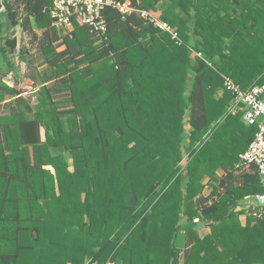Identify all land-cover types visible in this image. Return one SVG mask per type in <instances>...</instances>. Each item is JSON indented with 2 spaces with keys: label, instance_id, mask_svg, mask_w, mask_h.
<instances>
[{
  "label": "trees",
  "instance_id": "1",
  "mask_svg": "<svg viewBox=\"0 0 264 264\" xmlns=\"http://www.w3.org/2000/svg\"><path fill=\"white\" fill-rule=\"evenodd\" d=\"M11 1L0 36L4 17L19 25ZM16 1L24 29L42 32L49 71L37 103L23 99L17 38L0 37V70L15 77L0 83L14 98L0 113V264H180V232L183 264H264V207L247 203L264 186L239 165L257 127L229 113L224 88V75L243 89L264 84V0L140 1L172 31L109 8L99 44L81 23L59 34L50 0ZM197 218L201 232L181 229Z\"/></svg>",
  "mask_w": 264,
  "mask_h": 264
},
{
  "label": "built area",
  "instance_id": "2",
  "mask_svg": "<svg viewBox=\"0 0 264 264\" xmlns=\"http://www.w3.org/2000/svg\"><path fill=\"white\" fill-rule=\"evenodd\" d=\"M5 0H1L2 8L5 9ZM141 0H50V15L53 25L59 30L67 31L71 34L76 23H81L90 28L91 32L102 40L107 38L108 18L106 11L113 8L118 11L123 18L132 14H137L146 22L153 23L165 31H172L171 26L163 20L158 13L147 10L140 5ZM177 36V33H174ZM201 55V53H198ZM224 88L232 94L229 106V113H242V118L248 125L257 127L254 139L248 148L241 153L239 165L243 167L254 166L259 174L264 186V84H256L247 89H243L240 84L229 76L224 75ZM263 195L257 196L256 200L247 197V203L258 204ZM194 221H199L195 219ZM115 262V261H114ZM108 261L106 264H114ZM85 264H96L86 261Z\"/></svg>",
  "mask_w": 264,
  "mask_h": 264
},
{
  "label": "rangeland",
  "instance_id": "3",
  "mask_svg": "<svg viewBox=\"0 0 264 264\" xmlns=\"http://www.w3.org/2000/svg\"><path fill=\"white\" fill-rule=\"evenodd\" d=\"M16 2H17L16 0L11 1V3L14 4V9L17 10L19 25L10 28V20L7 19L6 17H4L3 18V24H2L3 25V31L1 33V36L3 38H5L6 36L7 37L8 36L9 37L16 36V38H17L16 52L14 53V55L10 56V58L12 59V61L15 62V64H19L18 70L20 71V73H22V75H25V76L27 75L32 80V83H28L27 82L28 81L27 76L25 77L26 79L21 77L22 80H20V81L18 80V82L26 81V83H23V82L18 83V84H20V85H18V88L23 89V87L29 86L30 91L23 93L22 97H23V99L28 100L32 104H35V103H37V99L35 98V95L37 92H34V91L38 90L42 86L43 83L41 81V76L45 75V73H47L49 71V68H48V64L44 62L45 59H44V56L42 54V49H41L40 38L42 36L41 35L42 32L38 31L37 32L38 35H35L31 31L24 29L25 24H23V23H24L26 15H27V12L24 10L23 4H20L19 8H17L18 2L17 3ZM154 12L158 13L159 16L161 17V15H160L161 10L154 11ZM188 20H189L188 24H189L190 33H191L190 35L192 36L193 39H197L198 36L196 35V33H194V17L190 16V17H188ZM57 31L61 35L67 34V31L59 30V28H57ZM96 38H97L96 43L99 44L102 41V39L100 37L98 38V36ZM228 41H229V39L227 40V42ZM0 47H1V40H0ZM58 47H59L58 48L59 50L64 48V46H58ZM4 64H6V61L3 59L2 56H0V65H4ZM2 76H3V73L0 72V83H6L9 86L14 85L13 81L15 80V77L12 78L13 75L10 78H8V77L5 78L4 81H7V82H2ZM189 83L192 84L191 78L189 80ZM0 93L3 94V100H1V94H0V113L1 114L8 113L10 111V107L12 105V102L14 101V98L11 97V94L9 91H7L3 88H0ZM68 93H69L68 90L60 91L59 94L57 95L58 100L61 102V104H60L61 106L70 105V103L65 102L66 98L68 96ZM218 94H222L221 90L218 92ZM5 100H8V102ZM185 121H186V125H187V130H186L187 133L185 135V143H187L189 141L188 140L189 123H188L187 119H185ZM42 137H43V139H45L44 129H42ZM66 154H67V157L69 158L70 166L72 168L73 162H72L71 155L69 154V152H66ZM185 154H186L185 155V160H186V159H188V151L187 150L185 151ZM185 160H184V162H182L183 167H186ZM223 174H224V171H222L220 175H223ZM207 180H208V178H204L203 182L206 183ZM206 185H207V183H206ZM204 191H205V193H208L210 191V188H208V186H205ZM242 220H245V217H242ZM183 221H186V218H184L182 220V222ZM178 239H179L178 245L183 247V245L185 244V240H186L185 233L180 232Z\"/></svg>",
  "mask_w": 264,
  "mask_h": 264
},
{
  "label": "water",
  "instance_id": "4",
  "mask_svg": "<svg viewBox=\"0 0 264 264\" xmlns=\"http://www.w3.org/2000/svg\"><path fill=\"white\" fill-rule=\"evenodd\" d=\"M2 8V3L0 0V9ZM127 202L130 205H135L137 203V197L134 193H130L127 197ZM259 205L264 207V198H261L259 200ZM205 226V222L203 220H199V221H191L189 223L184 224L181 229L186 230V229H193L195 231H199L202 227ZM114 264H123L122 260L120 258H118Z\"/></svg>",
  "mask_w": 264,
  "mask_h": 264
},
{
  "label": "crops",
  "instance_id": "5",
  "mask_svg": "<svg viewBox=\"0 0 264 264\" xmlns=\"http://www.w3.org/2000/svg\"><path fill=\"white\" fill-rule=\"evenodd\" d=\"M1 14V13H0ZM0 72H1V70H0ZM2 73V72H1ZM12 73H9V74H7V75H3L2 76V82H7V81H4L5 80V78L6 77H8V78H10L12 75H11ZM12 78H14V75L12 76ZM23 78L24 79H26L25 78V76H23ZM28 80H29V77L27 78ZM14 80V79H13ZM14 82V81H13ZM30 83H32V80H31V82ZM36 90V89H35ZM39 90V89H38ZM223 89H221V92H223L222 91ZM37 91V90H36ZM35 92V91H34ZM5 101H7L8 102V100H5ZM223 170L222 169H220L219 171H218V173L219 174H221V172H222ZM205 178H208V180L206 181V183H208L209 182V180H210V178L207 176V177H205ZM204 181V180H203ZM205 183V184H206ZM206 186H208V185H206ZM242 217H245V220H242ZM246 218H247V216L244 214V215H242L241 216V220H242V222L244 223L245 221H246ZM203 230V228H201L199 231L201 232ZM187 244H188V239L186 238V240H185V244L183 245V247H181V246H179L180 248H181V252H180V264H183L184 263V254H185V250H186V248H187Z\"/></svg>",
  "mask_w": 264,
  "mask_h": 264
}]
</instances>
